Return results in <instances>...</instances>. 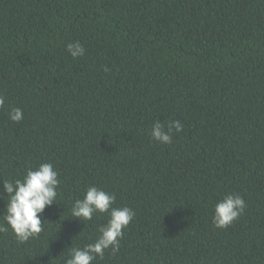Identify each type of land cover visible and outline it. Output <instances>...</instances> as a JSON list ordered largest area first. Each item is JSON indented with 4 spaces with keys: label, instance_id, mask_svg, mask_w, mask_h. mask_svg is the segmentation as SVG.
I'll use <instances>...</instances> for the list:
<instances>
[{
    "label": "trees",
    "instance_id": "1",
    "mask_svg": "<svg viewBox=\"0 0 264 264\" xmlns=\"http://www.w3.org/2000/svg\"><path fill=\"white\" fill-rule=\"evenodd\" d=\"M0 94V191L42 162L61 181L38 238L0 233V264H63L94 240L106 214L70 217L90 184L136 211L94 264H264V0H0ZM156 120L183 131L154 142ZM229 192L247 208L215 228Z\"/></svg>",
    "mask_w": 264,
    "mask_h": 264
},
{
    "label": "clouds",
    "instance_id": "2",
    "mask_svg": "<svg viewBox=\"0 0 264 264\" xmlns=\"http://www.w3.org/2000/svg\"><path fill=\"white\" fill-rule=\"evenodd\" d=\"M68 53L75 59L86 53V48L80 41L67 44ZM105 71L110 69L105 66ZM6 97L0 94V109L4 108ZM8 117L14 122L24 118L23 109L11 107ZM184 125L179 120L162 122L156 120L150 126V136L154 142L171 145L174 135L183 131ZM59 171L52 162H42L37 166H29L21 177L3 178V190L0 199L6 200L3 222H0V233H8L9 228L19 243H26L38 238L44 231L46 208L58 202ZM7 198V199H6ZM59 203V202H58ZM247 202L239 193H225L214 205L212 224L215 228L226 229L244 215ZM106 214L107 222L97 229L94 240L74 245L64 252L63 264H94L97 258L104 259L105 252L115 256L121 248L125 229L136 216V211L127 205L118 206L115 192L90 184L82 194L72 202L71 216L78 218L85 226L97 214Z\"/></svg>",
    "mask_w": 264,
    "mask_h": 264
}]
</instances>
